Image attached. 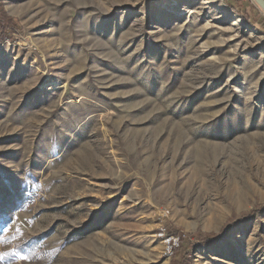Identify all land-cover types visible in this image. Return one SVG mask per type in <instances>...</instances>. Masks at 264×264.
<instances>
[{
	"label": "rangeland",
	"instance_id": "374dc122",
	"mask_svg": "<svg viewBox=\"0 0 264 264\" xmlns=\"http://www.w3.org/2000/svg\"><path fill=\"white\" fill-rule=\"evenodd\" d=\"M1 3L0 264H170L167 229L264 204V34L230 0ZM190 258L264 264V213Z\"/></svg>",
	"mask_w": 264,
	"mask_h": 264
},
{
	"label": "trees",
	"instance_id": "16d2710c",
	"mask_svg": "<svg viewBox=\"0 0 264 264\" xmlns=\"http://www.w3.org/2000/svg\"><path fill=\"white\" fill-rule=\"evenodd\" d=\"M230 3L243 20L264 34V15L260 13L258 8L253 6L251 0H230ZM20 32V25L14 18L6 14L0 0V42L13 41L15 35L20 34ZM258 213H264V204L258 205L250 212L232 217L219 233L196 232L192 235L191 240L187 239L186 235L183 237L181 233L167 229V235L179 239L178 246L172 249L170 264H191L190 250L195 244L201 248L212 247L224 240L233 228L249 221ZM8 240L9 238L6 237L5 232L0 230V244Z\"/></svg>",
	"mask_w": 264,
	"mask_h": 264
},
{
	"label": "built area",
	"instance_id": "2783aa9c",
	"mask_svg": "<svg viewBox=\"0 0 264 264\" xmlns=\"http://www.w3.org/2000/svg\"><path fill=\"white\" fill-rule=\"evenodd\" d=\"M215 2H218V3H224V2H226L227 0H214ZM161 235H164V234H161ZM170 243H172V245L171 246H169L168 247V249H167V256H171L172 255V249L174 248V247H176L177 246V244H178V238H170L169 239V241H168V244L170 245Z\"/></svg>",
	"mask_w": 264,
	"mask_h": 264
},
{
	"label": "water",
	"instance_id": "95a60500",
	"mask_svg": "<svg viewBox=\"0 0 264 264\" xmlns=\"http://www.w3.org/2000/svg\"><path fill=\"white\" fill-rule=\"evenodd\" d=\"M252 3H254L256 5V7H258V9H260V11L263 12L264 14V0H251Z\"/></svg>",
	"mask_w": 264,
	"mask_h": 264
},
{
	"label": "snow or ice",
	"instance_id": "6c2138e0",
	"mask_svg": "<svg viewBox=\"0 0 264 264\" xmlns=\"http://www.w3.org/2000/svg\"><path fill=\"white\" fill-rule=\"evenodd\" d=\"M3 211H4L3 206L2 204H0V214H3Z\"/></svg>",
	"mask_w": 264,
	"mask_h": 264
}]
</instances>
